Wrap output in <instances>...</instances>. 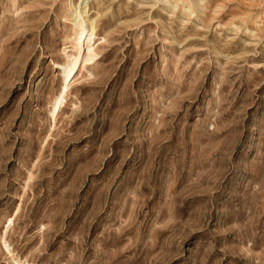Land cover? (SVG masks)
Wrapping results in <instances>:
<instances>
[{"label": "rangeland", "instance_id": "obj_1", "mask_svg": "<svg viewBox=\"0 0 264 264\" xmlns=\"http://www.w3.org/2000/svg\"><path fill=\"white\" fill-rule=\"evenodd\" d=\"M164 1L88 0L54 121L81 1L0 0V264H264V0Z\"/></svg>", "mask_w": 264, "mask_h": 264}, {"label": "bare ground", "instance_id": "obj_2", "mask_svg": "<svg viewBox=\"0 0 264 264\" xmlns=\"http://www.w3.org/2000/svg\"><path fill=\"white\" fill-rule=\"evenodd\" d=\"M81 4L72 6L70 19L73 23V35L70 40V48L72 53L66 55L65 65H59L63 69V85L60 92L52 105V118L55 121L56 115L65 104V98L70 88L71 82L86 69L88 64L93 63L98 57L96 46V24L94 21L87 19L88 15V0H80ZM171 0H165L168 4ZM166 6V5H165ZM12 223V222H11ZM10 253V252H9ZM16 261V259H15ZM16 264H21L18 260Z\"/></svg>", "mask_w": 264, "mask_h": 264}]
</instances>
